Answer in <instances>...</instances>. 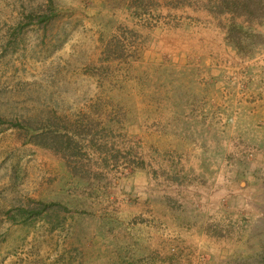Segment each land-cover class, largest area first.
Segmentation results:
<instances>
[{"label":"rangeland","instance_id":"1","mask_svg":"<svg viewBox=\"0 0 264 264\" xmlns=\"http://www.w3.org/2000/svg\"><path fill=\"white\" fill-rule=\"evenodd\" d=\"M217 1L0 0V264H264V21Z\"/></svg>","mask_w":264,"mask_h":264},{"label":"trees","instance_id":"2","mask_svg":"<svg viewBox=\"0 0 264 264\" xmlns=\"http://www.w3.org/2000/svg\"><path fill=\"white\" fill-rule=\"evenodd\" d=\"M209 5L212 6L210 7L212 12L217 10L223 15L247 18L251 21H264V0H218L214 3L209 2ZM231 31L229 40L236 47L242 48L245 44L251 43L250 38L241 36L237 29ZM240 31L243 33V30ZM117 56V59L120 58Z\"/></svg>","mask_w":264,"mask_h":264}]
</instances>
